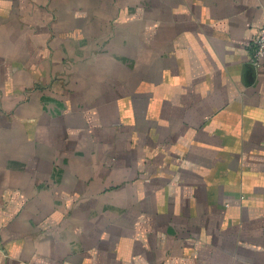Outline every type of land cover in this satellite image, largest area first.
<instances>
[{
	"label": "crops",
	"instance_id": "obj_1",
	"mask_svg": "<svg viewBox=\"0 0 264 264\" xmlns=\"http://www.w3.org/2000/svg\"><path fill=\"white\" fill-rule=\"evenodd\" d=\"M264 0H0V264H264Z\"/></svg>",
	"mask_w": 264,
	"mask_h": 264
},
{
	"label": "built area",
	"instance_id": "obj_2",
	"mask_svg": "<svg viewBox=\"0 0 264 264\" xmlns=\"http://www.w3.org/2000/svg\"><path fill=\"white\" fill-rule=\"evenodd\" d=\"M252 56L255 62L264 58V28L258 33L252 43Z\"/></svg>",
	"mask_w": 264,
	"mask_h": 264
}]
</instances>
